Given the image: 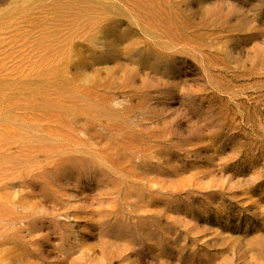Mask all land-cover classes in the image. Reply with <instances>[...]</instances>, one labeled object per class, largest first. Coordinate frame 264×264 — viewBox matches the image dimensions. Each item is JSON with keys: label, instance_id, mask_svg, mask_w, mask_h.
<instances>
[{"label": "rangeland", "instance_id": "rangeland-1", "mask_svg": "<svg viewBox=\"0 0 264 264\" xmlns=\"http://www.w3.org/2000/svg\"><path fill=\"white\" fill-rule=\"evenodd\" d=\"M0 264H264V0H0Z\"/></svg>", "mask_w": 264, "mask_h": 264}]
</instances>
